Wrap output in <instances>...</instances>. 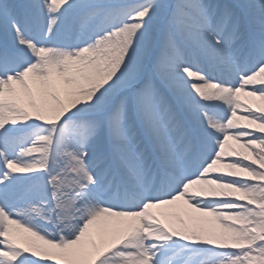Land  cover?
Instances as JSON below:
<instances>
[{"label": "rangeland", "instance_id": "1", "mask_svg": "<svg viewBox=\"0 0 264 264\" xmlns=\"http://www.w3.org/2000/svg\"><path fill=\"white\" fill-rule=\"evenodd\" d=\"M16 1L0 0V6L4 8L2 16L7 17L8 22L12 20L11 16L13 20L27 19V7L31 8L30 5ZM60 1L57 11L51 13L53 20L47 26L50 32L43 31L45 36L37 27V20L35 23L31 19L32 25L22 27L20 33L29 43L35 44L37 50L14 52L10 49L13 44H9L7 37H0V78L2 81H6L7 77L10 82L18 81L19 88L25 89L15 100L0 96V264H264V226L248 225L242 221L244 212L252 209L256 220L264 221V203H261L264 202L262 148H253L250 152L235 150L218 156L219 150L212 154L204 146L203 137L196 134L193 144L187 146L179 141L174 148L180 159L183 158L181 160L197 150L195 157L200 161L199 166H196V158L193 164L184 165L181 161L179 164L184 166L177 164L178 168L168 171L174 174L170 176L160 165L138 163L140 158L145 157L144 151L139 148L143 122L136 114L138 99L144 96L152 102L155 100L150 99V94L143 89L148 64L130 90L118 91L108 97L98 115L80 116L75 112L72 115L60 113L59 116L45 109V105L35 110L31 101H26L27 87L22 78L30 66L35 67L30 73L33 75L37 72L41 75L57 72L60 75L77 51L78 42L84 40L83 44H86L80 48H91L93 51L110 44L122 35L125 23L146 9L152 0H137L117 8L110 4L96 6L88 1ZM170 4L173 7L166 10V17L172 14L174 7L183 14L190 11L188 5H196L201 10H207L211 5L214 7L211 13L213 21L219 17L218 10L224 7L220 0H193L191 4L190 0H171ZM191 12L197 17L194 9ZM227 14L225 30L232 26L233 16ZM68 19L73 22L71 20L67 24ZM259 20L260 17H256L255 21ZM161 22L163 25L165 19ZM101 23H104L103 26ZM161 32L162 28L156 33L157 37L151 36L145 47L150 49L152 46L155 51L162 37ZM252 32L253 36L246 46L253 49L263 46L264 34ZM236 42L235 36L226 43L234 48ZM223 44L219 41L220 46ZM148 57L145 59L149 60ZM192 67L190 65L186 69L194 76L207 77L203 68ZM66 81L64 85L68 84ZM67 91L59 93L60 97H66ZM194 105L199 108V123L212 117V108H205L200 102H194ZM153 107L160 110L162 104L157 101ZM246 108L250 119L264 122V100L248 103ZM165 110L167 114H172L169 109ZM124 139L126 145L119 143V146V140ZM254 140L247 138L240 141ZM93 149L100 151L94 153ZM110 156L115 163L121 164L117 169L122 177L119 178L120 183L135 195L139 194L137 200L139 202L140 199L141 203L133 200L134 210L114 208L118 205L116 190L104 179L112 173ZM93 162L95 164L90 167ZM139 168L140 172L137 171ZM179 171L186 179L185 182L179 180L180 187H185L183 189L198 179L206 178L218 184L215 189L207 190L206 200L196 193L184 196L200 210L211 211V217L204 216L196 223H188L189 218L183 221L184 215L181 214L185 213L178 211L172 203L183 191L178 187L173 192L153 198V194H157V185L153 182L159 174L163 172L165 181L170 182L175 176L179 178L176 175ZM201 171L208 172L209 176L193 175ZM246 190L261 194L253 200L251 193L244 195ZM250 200L253 202L250 203ZM166 202L169 203L163 207ZM168 205L169 210L166 209ZM121 218L125 219L119 221ZM114 223L119 225L121 235L117 233V236L111 230ZM184 223L203 232L202 238L193 240V244L199 247L193 253L195 257L188 252L189 256L181 262L182 254L190 249L188 242L191 238L189 233H176ZM232 223L246 241L234 253L226 250L225 240L215 235L216 231L232 227Z\"/></svg>", "mask_w": 264, "mask_h": 264}, {"label": "bare ground", "instance_id": "2", "mask_svg": "<svg viewBox=\"0 0 264 264\" xmlns=\"http://www.w3.org/2000/svg\"><path fill=\"white\" fill-rule=\"evenodd\" d=\"M77 1H88L96 6L110 4L109 6L113 5L112 7L117 8L125 3L132 4L137 0ZM192 1L190 0V4ZM16 2L30 5L31 8L26 6L30 17L26 21L27 24L32 25L37 20L36 25L40 32L43 33L44 30L50 32L47 26L53 20L51 13L57 11L56 9L61 3L60 0H17ZM150 2L146 9L132 16L125 23L122 27V35L118 39L112 40L110 44H105L93 51L91 48H80L85 45L83 44L84 40L78 42L77 51L75 50L73 53L71 61L65 64L66 67L64 70L62 69L60 75L57 72L49 73V75L46 73L41 75L37 72L38 74L33 75L30 73L34 71L35 67L30 66L29 70L27 69L28 72L26 70L27 74L24 73L23 75H26L22 78L25 87H27L26 101L30 100L35 110L45 105V109H49L59 116L60 113L72 115L75 112H78L76 114L80 116L98 115L102 112L103 104L107 103L108 97L116 95L118 91L130 90L133 82L142 76L148 64L147 78H145L143 89L150 94L148 95L150 99L155 100L152 102L146 97L140 96L138 113L135 110L143 122L140 128L142 132L139 148L145 153V157L140 158L138 163L148 162L153 165L158 163L166 172L178 168L177 164L179 166L193 164L197 150L184 160L183 165V163L179 164L181 159L174 146L179 141H183L187 146L193 144L196 134L203 137L204 146L212 154L215 155V152L219 150L218 156L233 153L235 150L250 152L256 147L264 150V122L257 123L250 119V116L247 115L248 108H246L248 103L255 104L264 100V45L257 46L256 51L246 46V43H250L253 30L258 34H264V0H220L224 7L220 11L218 10L219 17L214 21L211 17L214 7L211 5H208L207 10H201L196 5L187 4L188 11L189 8L190 11L183 14L174 7L172 14L166 17V10L173 7L170 4L171 0H152ZM3 9L0 6V37L2 39L7 37L9 44H13L10 49L14 52L23 50L26 53V51L37 50L36 45L29 43V40L20 33V25L23 24L19 23L17 18L13 20L12 16V20L8 22L7 17L2 16ZM191 9L196 11L197 17L195 14H191L193 13ZM226 14L233 16L232 26L229 30H225L224 26L225 21L228 20ZM256 17H260V20L255 21ZM162 19H165L163 25ZM71 20L68 19L67 24ZM101 24L103 26L104 23ZM161 28L162 37L155 46L156 50L154 51L152 46L150 49L146 48V42L150 41L151 36L157 37L156 33ZM43 35L45 36V33ZM235 36L237 45L230 48L226 42H230L231 38ZM219 41L224 44L220 46ZM243 44L245 46H242ZM174 50L179 52L176 53ZM152 51L154 52L150 55L149 53ZM145 57H148L149 60ZM190 65L194 66L192 68H203L208 78L194 76L186 69ZM239 72L241 73L238 74ZM10 81L8 77L6 81H2L0 78V96L15 100L25 89L19 88L18 81ZM65 81L68 83L67 85H64ZM2 83H5L6 86ZM67 89L69 90L67 91ZM64 90L67 91V96L61 98L59 93H63ZM54 98H58V102ZM157 101L162 104L163 108L161 107L160 110L153 107ZM194 102L204 104L205 108H212L210 110L212 117L199 123L200 115L197 112L199 108H195ZM165 108L169 109L172 114L170 115L169 112L167 114L166 110L164 111ZM247 138H255V140L240 141ZM119 143L126 145L125 139L119 140ZM93 150L94 153L100 151ZM94 164L93 162L90 167H93ZM115 164L116 169L121 166L118 162ZM178 173L180 181L185 182L186 179L182 172ZM193 175L209 176L206 171H201L199 174L194 172ZM105 180L108 183L110 177L107 176ZM116 180L117 178H113V181ZM175 182L174 188L178 187L177 189L180 188L183 191L172 203L176 205L178 211L185 213H179L184 215L183 221H187L189 218L188 223H196L204 216L211 217V211L200 210L198 205L189 203L184 196L196 193L197 196L206 200L207 190L215 189L218 186L217 183L206 178L198 179L191 185L187 184L188 187L183 189L185 187H180L178 181ZM246 191L244 195L248 196L251 193L252 199L261 194L259 192L252 193L250 190V192ZM251 202L253 201L250 200ZM168 203L166 202L163 207ZM123 208L128 207L124 206ZM166 209L169 210L170 205ZM122 219L125 218H121L119 221ZM243 220L248 225L255 223L261 227L264 226V221L256 220L253 209L244 212ZM118 226L117 224L111 226V230L117 236L121 233H119ZM180 228L177 229V234L189 233L191 237L188 242L190 249L185 250V253L182 254L181 262H183L184 257L189 255L195 257L193 253L199 247L193 243L197 238H202L203 230H199L198 227L196 229V226L189 227L185 223ZM235 228V224L232 223V227L228 226L215 232L216 236L225 240V249L231 253L239 251L246 243L244 235L236 231ZM108 229L109 227H107ZM104 232L105 228L101 230L102 234Z\"/></svg>", "mask_w": 264, "mask_h": 264}]
</instances>
